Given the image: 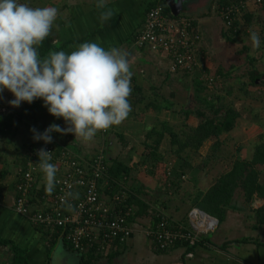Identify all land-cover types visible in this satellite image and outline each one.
I'll return each instance as SVG.
<instances>
[{
    "label": "crops",
    "instance_id": "crops-1",
    "mask_svg": "<svg viewBox=\"0 0 264 264\" xmlns=\"http://www.w3.org/2000/svg\"><path fill=\"white\" fill-rule=\"evenodd\" d=\"M159 1L162 0H105L104 7L99 8L98 0H20L31 7L58 9L57 20L46 38L56 51L70 53L81 43L96 42L106 50L116 47L126 51L130 57L133 84L128 98L131 112L126 120L110 127L106 136L98 132L88 143L72 134H53L49 145L65 147L83 160L103 153L109 164L119 162L130 170L128 186L131 190L135 188L137 198L148 207L147 214L136 218L135 236L116 257L106 262L264 264V226L257 224L253 213L264 201L255 197L249 205L240 190L231 200V203L237 202L240 211L230 209V203L215 234L209 236V242L193 251L177 246L169 252L156 253L143 233L152 224L145 226L143 220L148 213L157 211L173 224L187 226V214L194 208L192 200L229 173L237 160L252 158L253 146L264 136V124L258 118L264 110V86H260L261 82L253 86L250 75L253 69L264 74V8L249 5L240 14L239 31L234 34L221 19L223 0H194L185 4L180 16L191 18L201 34L199 53L204 65V73L185 76L169 72V59L163 53L133 46L135 35L145 24L148 9ZM108 9L113 13L111 18L101 22V13ZM250 31L259 34L262 49L252 48ZM62 46L65 47L61 49ZM204 74L215 79L216 87L212 90L206 86ZM200 81L205 92H199ZM211 94L221 97L240 114L234 129L220 137L222 145L218 152H211L213 141H207L197 152L187 148L179 155L173 154L170 132L188 135L189 130L197 127L201 121L199 113L206 107L204 98L211 101ZM12 98L6 90L0 93V239L12 243L0 246V264H12L13 245L25 252L28 264H50L52 250L59 243L65 247V242L15 212L17 171L29 157L31 148L44 145L42 141H33L30 129L42 132L53 123L66 125L63 120L50 116L40 100L13 108L8 103ZM8 117L11 125L6 127ZM156 147L158 151L154 153ZM242 147L246 149L245 156H237L235 151ZM261 169L259 184L264 187V167ZM45 194L39 181L32 194V210L43 206ZM244 239L247 242H241Z\"/></svg>",
    "mask_w": 264,
    "mask_h": 264
},
{
    "label": "built area",
    "instance_id": "built-area-1",
    "mask_svg": "<svg viewBox=\"0 0 264 264\" xmlns=\"http://www.w3.org/2000/svg\"><path fill=\"white\" fill-rule=\"evenodd\" d=\"M249 5L263 8L264 0H237L221 11V19L227 29L238 20ZM157 4L146 14L144 26L132 43L137 48L163 53L169 59L172 74L194 75L204 70L199 45L202 37L191 18L172 17ZM206 86H215V79L204 74ZM133 81L131 78V87ZM110 128L102 131L106 136ZM41 147L52 152L51 162L57 166L55 190L43 197L40 209L32 210V194L35 185L42 181L38 167L37 151ZM28 158L17 171L16 201L14 210L28 219L30 224L42 228L58 239L67 242L79 255H87L93 249L106 256L124 247L135 236L132 218L136 207L128 203L129 186L122 184L113 195L105 196L100 181L108 177L109 165L103 153L90 160H83L67 148L43 145L29 150ZM167 175H170L168 172ZM109 184L105 182V186ZM110 193L112 188L107 189ZM71 192L73 196L67 194ZM68 204H71L69 209ZM152 224L143 233L153 250L169 252L178 243L193 245L202 237L214 233L219 225L216 218L198 208L187 214V226L173 224L162 212L152 214ZM135 219V218H134Z\"/></svg>",
    "mask_w": 264,
    "mask_h": 264
},
{
    "label": "clouds",
    "instance_id": "clouds-1",
    "mask_svg": "<svg viewBox=\"0 0 264 264\" xmlns=\"http://www.w3.org/2000/svg\"><path fill=\"white\" fill-rule=\"evenodd\" d=\"M104 3L98 0L97 7L103 8ZM112 14L110 9L103 11L101 22ZM57 17L56 7L0 0V93L11 94L8 103L13 108L40 100L50 116L64 121L65 127L53 123L42 132L30 129L34 142L47 145L53 134H72L88 143L98 132L120 125L131 112L130 57L126 51L106 50L96 42L81 43L70 53L50 51L42 57L39 46L50 35ZM248 38L254 50L262 49L256 31H250ZM51 153L43 147L37 151L48 194L55 190L57 174ZM67 195L73 196L71 192Z\"/></svg>",
    "mask_w": 264,
    "mask_h": 264
},
{
    "label": "trees",
    "instance_id": "trees-1",
    "mask_svg": "<svg viewBox=\"0 0 264 264\" xmlns=\"http://www.w3.org/2000/svg\"><path fill=\"white\" fill-rule=\"evenodd\" d=\"M236 1L237 0H223L221 2V11L224 10L225 7L235 3ZM157 4L161 5L164 8L166 14H170V10L165 4L164 0L159 1L153 6ZM153 6H151L150 8H152ZM150 8L148 10H150ZM228 30L229 32L237 34L239 31L238 21H236L233 26ZM64 47L65 46H62L60 48L62 49ZM56 49V47L52 46L50 42L45 39L39 46L38 51L39 54L43 57L47 56L50 51H56ZM184 75L189 76V74ZM250 75L251 83L253 86H256L257 83L260 82V86H264V74H260L256 72L255 69H253V72ZM199 88V92L206 91V89L202 87L201 81L199 83ZM210 89L212 90L213 87H211ZM211 96H213L211 101H207V99L204 98V105L206 106L204 111L205 113H199L198 118L201 121L197 127L188 131V135L186 133H182L183 136L181 138L182 134H175L174 132H170L172 135L173 154L179 155L180 152L184 151L187 148L197 152L207 141H213L212 150L216 152L222 145L219 140L220 137L224 134H229L234 129L236 120L240 117V114L232 107V105L225 103V101L221 97L212 94ZM0 122H2V119H0ZM10 123L11 118H6V127L11 125ZM1 129L0 134L2 132ZM157 151L158 147L154 148V153ZM252 151V158L237 160L234 163L232 170L229 173L220 177L215 183V185L211 187L206 193H199L192 200L191 206L194 208H198L199 210L203 211L204 213L210 216H213L218 220L219 224H221L223 216L225 215V212L227 210V206L231 203V200L234 198L235 192L237 190H240L243 193L245 198L244 200L249 205L253 202L255 197L260 198L264 201V187L259 184V178L262 174L261 167H264V136H261L258 144L253 146ZM156 162L160 161L157 159ZM108 165L110 166L108 171V177L100 181V184L102 192L104 194L108 195V193L110 192L107 189L112 188V192L110 194L113 195L116 191V188L120 187V185L125 184L128 186L127 177L130 170L129 168H127L126 165L119 162H113L110 164L108 163ZM184 166H186V164ZM204 166L205 165L203 164L200 166V168H203ZM181 174L182 176H184L185 171ZM182 176L179 177L182 178ZM105 182L109 184V187L105 186ZM36 186L37 185H35V189ZM128 188L130 190L128 203L136 207V213L131 221L134 223L136 218L145 216L147 214L148 207L142 204L143 202H141L140 199L137 198V195L135 194V188H132V190L131 187ZM253 213L255 214L257 224L260 227L264 226V205H262L258 209H254ZM153 220L156 221L154 218ZM209 240V236H206L202 237L193 245L186 243H178L176 247L185 246L188 247V251H193L195 248L205 243H208ZM241 242L245 243L247 242V239H244ZM9 245H12V243L0 239V246ZM228 245L229 243L225 244L222 248H226ZM65 247L69 251H72L78 255L81 264H93L98 262L99 260L101 261V259L112 260L119 254L118 250L117 252H113L111 254L109 253V255L105 257L97 254L96 251L93 249L87 255H79L72 249V247L67 242H65ZM13 251L15 253V257L12 261V264H28L27 260L24 258V251L20 252L14 245ZM154 252L161 253L163 251L154 250Z\"/></svg>",
    "mask_w": 264,
    "mask_h": 264
},
{
    "label": "rangeland",
    "instance_id": "rangeland-1",
    "mask_svg": "<svg viewBox=\"0 0 264 264\" xmlns=\"http://www.w3.org/2000/svg\"><path fill=\"white\" fill-rule=\"evenodd\" d=\"M213 87L215 88L216 86H213ZM259 114L260 115H258V118H260V121H262L264 124V110H263V112H261ZM262 134H264V126H262ZM245 151H246V149H244V147H242V148H238L237 151H235V152L237 153V156L238 155L245 156L244 155ZM211 152H214V151L212 150ZM216 152H218V150ZM152 218H153L152 214L148 213V216L143 220V222L142 221L141 222L145 226H148L149 223L151 224ZM143 231H144V229H143ZM213 234H215V233H211L208 236H212ZM51 253H52V256H51L50 264H81V261H80V258L78 257V255L72 251H69L67 248H65L63 246L62 243L57 244ZM98 264H118V263H116L115 261L114 262L113 261L112 262H109V261L106 262V260H101ZM135 264H137V262Z\"/></svg>",
    "mask_w": 264,
    "mask_h": 264
},
{
    "label": "water",
    "instance_id": "water-1",
    "mask_svg": "<svg viewBox=\"0 0 264 264\" xmlns=\"http://www.w3.org/2000/svg\"><path fill=\"white\" fill-rule=\"evenodd\" d=\"M190 1H194V0H164L165 4L167 5V7L170 10V13L174 17L179 16L181 14L180 12H182L184 9V5L188 4ZM230 209L240 211V209H238V204L236 201H233L231 203Z\"/></svg>",
    "mask_w": 264,
    "mask_h": 264
}]
</instances>
